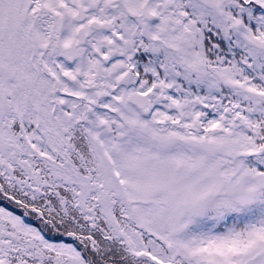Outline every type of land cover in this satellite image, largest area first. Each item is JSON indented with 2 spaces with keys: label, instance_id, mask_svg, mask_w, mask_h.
I'll list each match as a JSON object with an SVG mask.
<instances>
[{
  "label": "snow or ice",
  "instance_id": "snow-or-ice-1",
  "mask_svg": "<svg viewBox=\"0 0 264 264\" xmlns=\"http://www.w3.org/2000/svg\"><path fill=\"white\" fill-rule=\"evenodd\" d=\"M0 264H264V0H0Z\"/></svg>",
  "mask_w": 264,
  "mask_h": 264
}]
</instances>
